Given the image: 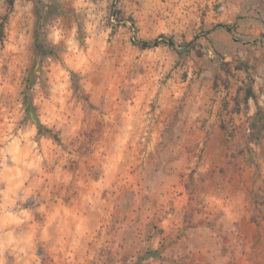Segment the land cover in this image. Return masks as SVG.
<instances>
[{"label": "clouds", "instance_id": "clouds-1", "mask_svg": "<svg viewBox=\"0 0 264 264\" xmlns=\"http://www.w3.org/2000/svg\"><path fill=\"white\" fill-rule=\"evenodd\" d=\"M0 264H264V0H0Z\"/></svg>", "mask_w": 264, "mask_h": 264}]
</instances>
